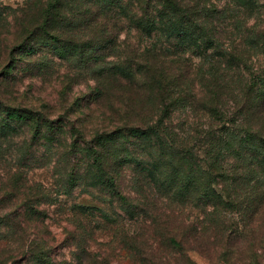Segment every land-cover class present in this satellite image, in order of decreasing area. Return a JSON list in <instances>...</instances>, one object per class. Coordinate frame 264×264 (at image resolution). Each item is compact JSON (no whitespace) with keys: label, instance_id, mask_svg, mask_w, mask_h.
Returning <instances> with one entry per match:
<instances>
[{"label":"trees","instance_id":"trees-1","mask_svg":"<svg viewBox=\"0 0 264 264\" xmlns=\"http://www.w3.org/2000/svg\"><path fill=\"white\" fill-rule=\"evenodd\" d=\"M37 1V15L33 2L20 9L26 14L15 18L16 38L41 34L68 61L76 50L82 69L91 70L92 92L72 105L78 122H68L69 131L80 140L75 138L70 149L85 154L88 183L115 199L122 213L115 219L106 209L80 206L77 214L110 223L106 245L127 250L133 264H197L193 251L224 264L246 251L247 262L263 264L264 72L247 71L245 65L253 54L264 56V0ZM3 10L0 3L1 40L9 33ZM254 14L255 21L247 23ZM120 21L167 41L169 29L180 37L178 47L202 62L186 64L185 53L170 52L157 39L107 60L105 50L118 47ZM8 37L5 44L0 41L3 60L30 42ZM19 124L28 126L31 143L59 144L55 135L63 133L53 132L56 125L47 114L0 95V136L18 134ZM15 168L6 180L19 184ZM15 213L11 223L17 226L28 220L31 206L23 204ZM68 224L75 264H113L114 249L103 255L94 247L100 227L78 216ZM19 241L24 248V235ZM29 259L52 264L46 251H33Z\"/></svg>","mask_w":264,"mask_h":264},{"label":"rangeland","instance_id":"rangeland-1","mask_svg":"<svg viewBox=\"0 0 264 264\" xmlns=\"http://www.w3.org/2000/svg\"><path fill=\"white\" fill-rule=\"evenodd\" d=\"M28 2H33L32 11L37 15L39 8L37 0H0L4 6L3 17L9 21V25H4L9 33L3 36L4 40H1L2 35H0L1 43L7 42V36L14 41H20L18 42L20 44L26 43L28 39L30 41L22 50L19 46L14 47L11 60L0 58L2 64L6 65L5 68H0L2 89L0 95L10 104L32 105L38 111L47 114L56 125L53 132L62 129L63 133L55 135L60 140L59 144L54 141L50 146L45 145L43 141L35 142V140L32 144L29 141L28 126L23 124L15 127L18 134L7 138L0 136V156L4 159L0 161V264H30L29 258L33 251L35 253L46 251L52 264H67L65 263L67 261H74L75 264L72 256L75 249L70 245L73 239L68 238L67 234L72 229L68 221L76 216L84 223L90 222L92 226L100 227L95 231L98 242L94 247L97 253L110 255V250L114 249L110 256L114 257L111 259L113 264H133L127 250H119L116 245L110 249L106 245L112 238L110 223L103 222L98 216L77 214L82 211L80 206H93L106 209L105 211L115 219H118L116 214L122 215L117 209L118 202L115 199L100 191L97 185L88 183L89 180L85 178L87 173L83 170V163L87 161L85 154L70 149V144L75 138L77 143L80 140L78 135L72 136L69 131L68 122H78V116L73 112L72 105L76 103L74 100L81 98L82 101L85 93L92 92L90 90L94 87V80L91 70L82 69L80 66V58L76 50L71 49L72 61H68L67 58L56 53L49 45L50 42L45 43L46 39L41 34L32 40L31 34H23L22 40L21 36L16 38L15 18L25 13L20 9H23ZM252 17L255 19V14L248 17L247 23L255 21ZM129 26L127 22L120 21V26L117 27L118 47L105 50L107 60L123 57L126 52L132 54L133 48L137 45H148L157 39L158 43L170 47V52L185 53L182 59L186 64L202 62L201 58L192 57L189 51L181 50L176 44L180 37L177 38L169 29L167 31L170 39L167 41L163 36L160 38L159 34L152 35L151 38L146 37ZM68 36L69 33L63 34L65 38ZM66 52L67 50L64 49L62 53ZM174 55L178 56L171 53L170 57ZM260 56L253 54L245 65L247 71L264 72V56ZM208 59L209 57L203 60L207 67ZM172 64L176 65L169 59V65ZM178 65H181L183 72L185 66L180 63ZM5 72H7L6 80L1 76ZM91 111L86 112V115ZM94 117V121H97L98 116L94 115ZM85 125L88 129L93 128L90 122H86ZM13 168L17 170L15 177L20 180L19 184L6 180L7 173ZM33 193L37 195H31ZM23 204L31 206L30 217L27 221L21 219L17 226L12 225L11 222L16 219L14 211L19 210ZM89 212L96 213L94 210ZM20 228L23 230L19 233ZM19 234L24 235L26 242L24 248L20 246V241L18 242ZM30 241L33 243L29 247ZM36 245L43 248L38 250L35 248ZM31 247L33 248L30 249ZM190 256L197 264H224V262H209L196 251L191 252ZM246 257V251L241 252L237 257L231 258L229 263L250 264ZM262 262L264 264L263 259Z\"/></svg>","mask_w":264,"mask_h":264}]
</instances>
